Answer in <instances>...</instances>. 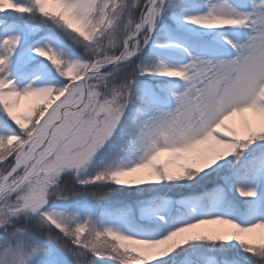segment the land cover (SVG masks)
Masks as SVG:
<instances>
[{
    "label": "snow or ice",
    "instance_id": "6c2138e0",
    "mask_svg": "<svg viewBox=\"0 0 264 264\" xmlns=\"http://www.w3.org/2000/svg\"><path fill=\"white\" fill-rule=\"evenodd\" d=\"M0 264H264V0H0Z\"/></svg>",
    "mask_w": 264,
    "mask_h": 264
},
{
    "label": "rangeland",
    "instance_id": "374dc122",
    "mask_svg": "<svg viewBox=\"0 0 264 264\" xmlns=\"http://www.w3.org/2000/svg\"><path fill=\"white\" fill-rule=\"evenodd\" d=\"M232 3L237 6L240 10H248V7L250 5V0H232ZM224 33L226 35H231L232 33L234 32H237V31H240L239 29H231V28H226L224 30ZM175 63H180V62H183V61H180V60H176V61H173ZM24 103L26 102H22V108L24 106Z\"/></svg>",
    "mask_w": 264,
    "mask_h": 264
}]
</instances>
